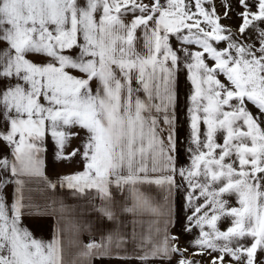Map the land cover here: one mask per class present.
<instances>
[{
	"label": "snow or ice",
	"instance_id": "snow-or-ice-1",
	"mask_svg": "<svg viewBox=\"0 0 264 264\" xmlns=\"http://www.w3.org/2000/svg\"><path fill=\"white\" fill-rule=\"evenodd\" d=\"M133 261L264 264V0H0V264Z\"/></svg>",
	"mask_w": 264,
	"mask_h": 264
},
{
	"label": "crops",
	"instance_id": "crops-1",
	"mask_svg": "<svg viewBox=\"0 0 264 264\" xmlns=\"http://www.w3.org/2000/svg\"><path fill=\"white\" fill-rule=\"evenodd\" d=\"M78 143V141H73V146H75ZM44 160L46 164V172L47 175L50 177H53L57 174H68L73 171L80 170L79 165H68L66 163H56L53 158V145L49 141L47 145V152L44 155ZM56 194L60 197H63L68 204H74L76 201L69 198V193L67 189L56 190ZM127 219V218H126ZM24 223L30 228L32 233L36 238L49 240L51 239L50 230L48 228V223L50 221H46L40 224H37L31 220H25ZM71 239V237H69ZM80 240H82L84 243H87L89 240V234L87 232L80 234ZM77 249L72 246L71 244H66L65 246V253H66V259L71 261L75 255H76ZM132 264H135V261L132 262Z\"/></svg>",
	"mask_w": 264,
	"mask_h": 264
},
{
	"label": "rangeland",
	"instance_id": "rangeland-1",
	"mask_svg": "<svg viewBox=\"0 0 264 264\" xmlns=\"http://www.w3.org/2000/svg\"><path fill=\"white\" fill-rule=\"evenodd\" d=\"M225 23H239L238 21H225ZM188 92V85H186L185 82V78L183 75L180 76V86H179V107L177 109V114L179 117V136L181 138V140L184 139L186 133H187V129H188V123H187V119H186V94ZM181 160H184V156H183V145H181ZM182 200L180 198H178L177 200V210L179 212V208H180V204H181ZM182 215H181V219L179 220V222L176 225L175 231L176 232H180V224L182 223ZM226 225H221V227H225ZM190 237L181 236V244H183L187 239H189Z\"/></svg>",
	"mask_w": 264,
	"mask_h": 264
}]
</instances>
